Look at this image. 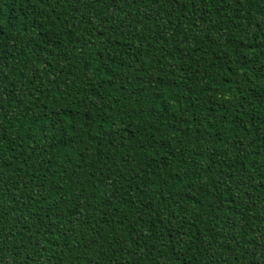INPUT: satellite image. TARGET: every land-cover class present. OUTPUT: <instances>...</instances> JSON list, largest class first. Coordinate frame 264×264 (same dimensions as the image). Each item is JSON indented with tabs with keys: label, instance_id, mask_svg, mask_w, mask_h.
Listing matches in <instances>:
<instances>
[{
	"label": "trees",
	"instance_id": "obj_1",
	"mask_svg": "<svg viewBox=\"0 0 264 264\" xmlns=\"http://www.w3.org/2000/svg\"><path fill=\"white\" fill-rule=\"evenodd\" d=\"M0 264H264V0H0Z\"/></svg>",
	"mask_w": 264,
	"mask_h": 264
}]
</instances>
